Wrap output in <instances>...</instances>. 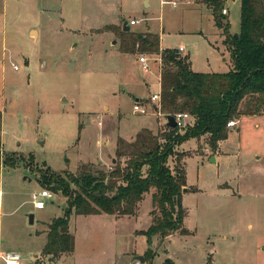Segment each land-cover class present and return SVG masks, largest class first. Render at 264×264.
I'll list each match as a JSON object with an SVG mask.
<instances>
[{"label": "rangeland", "instance_id": "rangeland-1", "mask_svg": "<svg viewBox=\"0 0 264 264\" xmlns=\"http://www.w3.org/2000/svg\"><path fill=\"white\" fill-rule=\"evenodd\" d=\"M165 1L0 0L2 145L13 158L0 168V264L13 252L21 264H264V115L239 118L219 150L207 135L176 147L187 175V233L149 243V193L135 216L73 214L74 252L58 261L43 253L48 224L67 205L51 190L52 198H40L45 207H34L33 194L55 186L51 173H78L83 164L108 172L120 140L132 142L140 127H166L150 99L160 92L161 55L122 52L108 25L139 20L132 30L159 34L164 49L183 46L196 72L232 68L211 10L197 0ZM225 8L231 33L239 34L241 0H225ZM136 96L146 114L134 112ZM149 249L151 259H137Z\"/></svg>", "mask_w": 264, "mask_h": 264}, {"label": "trees", "instance_id": "trees-1", "mask_svg": "<svg viewBox=\"0 0 264 264\" xmlns=\"http://www.w3.org/2000/svg\"><path fill=\"white\" fill-rule=\"evenodd\" d=\"M197 1L211 10L216 26L223 31L224 44L233 62L228 72H196L189 56L181 55L177 49H161L159 34L107 26L109 31H117L122 52L161 55V112L174 115L186 111L192 116L193 126L185 132L179 127H165L157 133L143 129L130 143L120 140L115 163L108 172L83 164L78 173H51L49 181L55 186L50 190L62 192L67 198L63 215L48 224L43 248V253L54 261L75 250V237L70 231L73 214L135 216L149 193L154 207L153 222L143 231L149 243L154 237L165 240L177 232L187 233V211L183 207L187 175L182 163L184 154L176 147L191 137L207 135L209 145L216 150L219 142L229 136L230 120L264 114V0H241V29L235 35L223 13L225 0ZM154 108L158 110V106ZM2 123L0 110V168L2 163L9 165L13 160L3 151ZM172 157L176 159L174 167L170 165ZM153 254L149 249L145 261ZM164 264L174 263L167 259Z\"/></svg>", "mask_w": 264, "mask_h": 264}, {"label": "built area", "instance_id": "built-area-1", "mask_svg": "<svg viewBox=\"0 0 264 264\" xmlns=\"http://www.w3.org/2000/svg\"><path fill=\"white\" fill-rule=\"evenodd\" d=\"M174 5H176V3H174ZM223 13L227 15L228 9L224 8ZM138 21L139 20H137V19H132V20H130V22L128 24L136 25L138 23ZM177 51L181 54L182 52L185 51V48L183 46H181L180 48L177 49ZM138 61L141 63V65H142V67L146 73L151 72V70H152L151 65H150L148 57L146 55L140 54L138 56ZM150 99L152 102L160 104L161 99H162L161 91L159 93L153 94ZM134 112L137 114H146L148 112V110L142 104H140L139 101H136L134 104ZM174 116H175L176 121L178 123L177 127L181 128L182 130H185L187 128V125H189L192 122V116L186 111L178 112V113L174 114ZM238 123L239 122L236 119L230 120L228 122V127L229 128L236 127L238 125ZM100 124H102V123L100 122ZM32 197H33L34 207L37 209H43L45 207V202L43 200H41L40 198L41 197L52 198L53 193L50 189L44 188V189H42L41 192L34 193ZM2 258L5 262V264H21L22 254L19 252H13V253H8L6 255H2Z\"/></svg>", "mask_w": 264, "mask_h": 264}, {"label": "water", "instance_id": "water-1", "mask_svg": "<svg viewBox=\"0 0 264 264\" xmlns=\"http://www.w3.org/2000/svg\"><path fill=\"white\" fill-rule=\"evenodd\" d=\"M131 28H130V25L128 24L127 21H124L123 23V30L124 31H129ZM33 32V31H32ZM166 119H167V123H166V126L169 127V128H175L178 126V123L176 121V118L174 115H166ZM113 162H115V160H113ZM188 188L184 189V192L187 191ZM34 219H35V215L34 214H31L30 215V223L33 224L34 223ZM138 260H140L141 262H145V258L144 256H139L137 258Z\"/></svg>", "mask_w": 264, "mask_h": 264}, {"label": "crops", "instance_id": "crops-1", "mask_svg": "<svg viewBox=\"0 0 264 264\" xmlns=\"http://www.w3.org/2000/svg\"><path fill=\"white\" fill-rule=\"evenodd\" d=\"M163 1H165V0H163ZM165 2H166V1H165ZM131 20H132V19H131ZM113 25H116V24H113ZM161 49H164V48L161 47ZM137 60H138V58H137ZM232 65H233V64H232ZM159 80H160V77H159ZM160 91H161V84H160ZM136 97H137V96H136ZM142 100H143V99L138 98V97H137V99H136V101H141V102H142ZM159 115H160V114H159ZM263 115H264V114H261V115H243V116H256V117H260V116H263ZM243 116H241V117H243ZM160 117H163V121H164V122H162V125L165 124V118H166V117L164 118V116H162V115H161ZM241 117H240V120H241ZM238 120H239V119H238ZM240 120H239V124H240ZM166 123H167V122H166ZM239 124H238V125H239ZM162 125H161V126H162ZM165 125H166V124H165ZM166 127H167V126H166ZM164 128H165V126H164ZM164 128L161 127V128H159V129L156 131V130H152V129H150V128L147 127V126H144V127H140V128L136 131L137 133L134 132V135L136 136V135H137L140 131H142L143 129H149V130H151L152 132L157 133V132L163 130ZM239 129H240V128H239ZM222 141H223V140H222ZM222 141H220L219 143H221ZM218 150H219V147H218ZM112 161H113V158H112ZM110 216H111V215H110ZM112 216H113V215H112ZM115 217H116V216H115Z\"/></svg>", "mask_w": 264, "mask_h": 264}]
</instances>
